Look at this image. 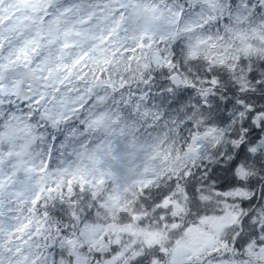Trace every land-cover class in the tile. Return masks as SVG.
Returning a JSON list of instances; mask_svg holds the SVG:
<instances>
[{"label": "snow or ice", "instance_id": "6c2138e0", "mask_svg": "<svg viewBox=\"0 0 264 264\" xmlns=\"http://www.w3.org/2000/svg\"><path fill=\"white\" fill-rule=\"evenodd\" d=\"M0 264H264V0H0Z\"/></svg>", "mask_w": 264, "mask_h": 264}]
</instances>
